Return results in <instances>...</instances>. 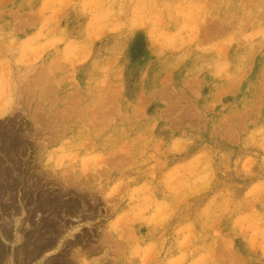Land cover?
Masks as SVG:
<instances>
[{"label": "rangeland", "instance_id": "rangeland-1", "mask_svg": "<svg viewBox=\"0 0 264 264\" xmlns=\"http://www.w3.org/2000/svg\"><path fill=\"white\" fill-rule=\"evenodd\" d=\"M2 135L13 258L264 264V0H0Z\"/></svg>", "mask_w": 264, "mask_h": 264}, {"label": "bare ground", "instance_id": "bare-ground-1", "mask_svg": "<svg viewBox=\"0 0 264 264\" xmlns=\"http://www.w3.org/2000/svg\"><path fill=\"white\" fill-rule=\"evenodd\" d=\"M2 113H5V112H2ZM6 134H8V132ZM6 134H4L5 138L8 139L9 142H10L11 139ZM12 136H13V134H12ZM0 138H4V136L2 135V136H0ZM12 139H13V137H12ZM15 140H17V139H15ZM4 141H5V139H4ZM6 143H7V141H6ZM4 144H5V142H4ZM42 163H43L44 166L49 167V168H51L50 166H53L52 159L49 158L48 156L45 157V159L43 160ZM16 171L17 170H13V173L14 174H18ZM9 174H10L9 171L5 167H0V207L1 206L4 207V208L2 207L3 208V212L8 210V208H9L8 205H7V207H5L2 204V201H4L3 200L4 196L6 195V196H9L10 199H13L12 195L15 193L14 192L15 189L18 188V184H17L16 181H12L11 184L9 182L6 183L7 180H8ZM19 174L22 175L21 176L22 178L24 177L22 173H19ZM8 181H10V180H8ZM27 188H28V186L25 187V191H24V193L26 192L25 193L26 196H27V193H29L27 191ZM56 198H58V197H56ZM41 200L42 201L39 203V206H41V207L43 206V208L45 207L46 209L49 206L50 208H52V210H56L57 207L59 208V206H60L59 203H61L60 200L58 202V199H55V198L48 200L47 198L44 197ZM5 205H6V202H5ZM64 206L66 207L65 209H71L72 207H74V205L70 204V203L69 204L65 203ZM50 216L52 218L49 217V220L43 221L41 223L42 226L40 228H38V230L34 229L35 232H31L29 234L30 237H28V235L26 234L27 237L25 239V242L23 244H20V245H18L16 247V251L15 252H16V254L18 256H15V258H13L14 255L12 256V255L9 254V249H7L2 243H0V264H5V263L6 264H16L15 263L16 260L20 264H29L33 260L38 259L40 256H43V258H44L45 256H47L49 254L50 250H55V248H54L55 243H56V250L58 249L59 251L57 252L56 255L46 259V263L47 264H64V263L74 264L75 261L76 262L79 261V260L82 261L83 255H82L81 252H79V250H78V252L74 253V252H70L68 249H66L69 245L72 246V244L76 243V241H78V240H74V241L66 240L65 242H61L60 238H59V233L61 232V230H63V226H64L65 222L63 221L64 223L62 222L63 224L61 226V225L57 224V219L58 218H57V215L55 213H51ZM9 225H11V224L10 223L8 225L5 224L3 226V228H1V231H2L1 232V236L4 239H9L10 238L9 236L13 237V235H14L13 232L11 231V228H9ZM17 225H19L18 221L16 222V226ZM66 225H67V223H66ZM82 238L84 239V237H82ZM82 238H79V239H82ZM85 238H87V237H85ZM13 240H14V242H19L20 240H22V236L19 235V232H17V229H16V233L14 235V239ZM85 240L86 239H84V241ZM79 241L82 242L81 240H79ZM87 242L88 241L86 240V243ZM86 243H84V244H86ZM61 247H62V249H61ZM66 250H68L70 252L67 255V257L65 256L66 254L64 253ZM70 250H71V247H70ZM112 264H113V262H112Z\"/></svg>", "mask_w": 264, "mask_h": 264}]
</instances>
